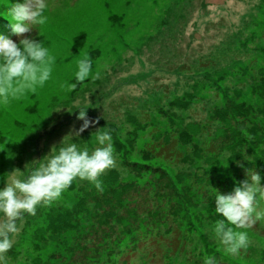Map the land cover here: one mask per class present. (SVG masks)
Wrapping results in <instances>:
<instances>
[{"label":"rangeland","instance_id":"1","mask_svg":"<svg viewBox=\"0 0 264 264\" xmlns=\"http://www.w3.org/2000/svg\"><path fill=\"white\" fill-rule=\"evenodd\" d=\"M46 4L41 36H24L56 62L43 87L0 106V189L75 133L80 111L97 123L72 143L91 150L110 131L117 167L103 191L74 180L17 221L7 264H264V219L238 229L250 242L237 256L212 231L224 219L214 190L231 194L247 169L264 186V0ZM0 35L18 43L3 17ZM84 53L100 78L73 90ZM160 144L174 148L160 155Z\"/></svg>","mask_w":264,"mask_h":264},{"label":"clouds","instance_id":"2","mask_svg":"<svg viewBox=\"0 0 264 264\" xmlns=\"http://www.w3.org/2000/svg\"><path fill=\"white\" fill-rule=\"evenodd\" d=\"M46 8V0H0V17L8 21L11 33L18 38L17 43L0 35V106L7 105L10 99L35 93L51 76L56 61L48 47L43 41L24 36L45 25ZM77 69L75 83L71 84L73 90L92 75V62L87 53L77 61ZM99 78V72L92 75L94 80ZM77 119L83 121L82 126L75 133L70 131L60 146H53L43 159L26 164V175L19 169L7 174L8 180L0 189V264H7L6 254L14 244L11 236L20 231L17 221L23 222L25 214L35 216L38 205L47 206L57 200L74 180L87 181L103 191L100 177L117 167L110 131L98 129L94 136L100 146L91 150L72 143L73 136L79 137L97 123L86 119L85 111H80ZM246 176L231 194L222 195L214 190L215 213L224 219L216 220L212 231L225 253L232 256L247 249L250 242L248 233L238 229L250 228L264 219V209L257 210L258 204L264 203L261 177L253 169H247ZM204 264H216V258L206 256Z\"/></svg>","mask_w":264,"mask_h":264},{"label":"trees","instance_id":"3","mask_svg":"<svg viewBox=\"0 0 264 264\" xmlns=\"http://www.w3.org/2000/svg\"><path fill=\"white\" fill-rule=\"evenodd\" d=\"M177 145V144H176ZM174 148V145H167V144H160V145H158V147L156 148L157 149V151H158V153L161 155V154H163V153H169V152H171V150ZM167 191H169V192H172V193H174V189H173V187H172V185H171V182H170V184H169V186H168V190ZM129 233V232H128ZM139 233V232H138ZM263 236H264V233L262 234ZM164 236V235H163ZM133 238L135 239V240H137L138 239V237H133V236H131L130 238H129V240L130 241H133ZM162 240V239H161ZM178 240V239H177ZM182 247V246H181ZM177 248V247H176ZM184 251V250H183ZM179 253V250H177V254ZM197 256L196 255H194V258L193 259H195ZM192 259V260H193Z\"/></svg>","mask_w":264,"mask_h":264}]
</instances>
